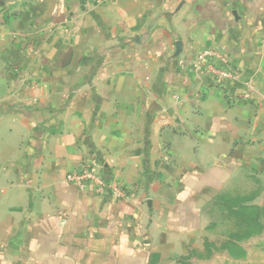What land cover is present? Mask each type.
Returning a JSON list of instances; mask_svg holds the SVG:
<instances>
[{
	"label": "crops",
	"instance_id": "0c3cea01",
	"mask_svg": "<svg viewBox=\"0 0 264 264\" xmlns=\"http://www.w3.org/2000/svg\"><path fill=\"white\" fill-rule=\"evenodd\" d=\"M258 174L264 0H0V264H178Z\"/></svg>",
	"mask_w": 264,
	"mask_h": 264
},
{
	"label": "rangeland",
	"instance_id": "374dc122",
	"mask_svg": "<svg viewBox=\"0 0 264 264\" xmlns=\"http://www.w3.org/2000/svg\"><path fill=\"white\" fill-rule=\"evenodd\" d=\"M237 188L215 216L203 247L178 264H264V175Z\"/></svg>",
	"mask_w": 264,
	"mask_h": 264
},
{
	"label": "built area",
	"instance_id": "2783aa9c",
	"mask_svg": "<svg viewBox=\"0 0 264 264\" xmlns=\"http://www.w3.org/2000/svg\"><path fill=\"white\" fill-rule=\"evenodd\" d=\"M91 4H102L109 0H88ZM197 67L205 74H209L214 80L216 86L224 92L241 83L242 74L237 67L223 55L205 51L197 61ZM66 181L76 185L81 189L91 187L97 196L110 194L114 199L126 198L128 190L120 184L107 182L100 172L92 166H84L67 175Z\"/></svg>",
	"mask_w": 264,
	"mask_h": 264
},
{
	"label": "water",
	"instance_id": "95a60500",
	"mask_svg": "<svg viewBox=\"0 0 264 264\" xmlns=\"http://www.w3.org/2000/svg\"><path fill=\"white\" fill-rule=\"evenodd\" d=\"M178 47H179V50H180L181 49V44L180 43L178 44Z\"/></svg>",
	"mask_w": 264,
	"mask_h": 264
}]
</instances>
